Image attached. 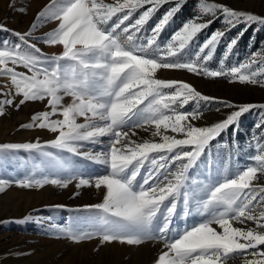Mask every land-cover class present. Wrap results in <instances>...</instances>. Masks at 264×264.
Masks as SVG:
<instances>
[{"label":"snow or ice","instance_id":"obj_1","mask_svg":"<svg viewBox=\"0 0 264 264\" xmlns=\"http://www.w3.org/2000/svg\"><path fill=\"white\" fill-rule=\"evenodd\" d=\"M168 3L175 6L150 34L145 33V25ZM184 3L49 0L27 31L0 25V32L11 31L16 38L0 40V78L10 81L7 91L0 90V116L6 107L19 109L27 102L46 101V110L33 114L20 127L47 130L54 136L44 143L0 144V151L23 149L42 158L40 167L27 176L0 179V193L12 184L25 189L49 184L67 188L75 181L77 190L94 187L103 196L99 203L70 209L87 213L83 220L50 225L61 238L74 243L98 239L101 246L156 241L164 250L154 264H229L237 257H242L241 264H264V183L259 182L264 177V143L257 141L256 154L245 166L233 168L224 161L222 169L205 180L192 175L201 167L211 142L235 126L243 113L264 109V104L237 106L204 95L187 82L157 78L160 69L186 70L205 78L264 86V46L244 62L229 63L238 43L233 38L219 66L212 68L216 49L226 35L217 30L190 55L192 43L212 23L200 22L204 16L221 12L232 27L238 23L264 26V16L199 0L198 15L162 43V32ZM49 22L56 27L34 35ZM37 42L60 46L62 51L48 56ZM64 97H71V102L64 104ZM213 102L236 110L221 121L196 126L194 121L202 119L203 109ZM257 127H264V122ZM151 129V138L133 139L136 130ZM105 137L106 150L81 151L85 143L102 144ZM76 157L102 165L105 173H79ZM78 195V191L73 193ZM192 216L200 219L189 225ZM34 219L28 214L16 222ZM249 222L254 226L249 227Z\"/></svg>","mask_w":264,"mask_h":264},{"label":"rangeland","instance_id":"obj_2","mask_svg":"<svg viewBox=\"0 0 264 264\" xmlns=\"http://www.w3.org/2000/svg\"><path fill=\"white\" fill-rule=\"evenodd\" d=\"M106 2H114V0H106ZM209 2L264 16V0H209ZM48 3L49 0H0V25H4L12 31L25 32L36 18V14ZM10 4H14V7H10ZM198 5L199 0H185L180 10L162 32L160 36L162 43L167 42L185 22L198 15ZM174 6V3L161 6L145 25V33L150 34L151 28L169 8ZM138 14L139 12L136 15L138 16ZM185 14L188 15L185 16ZM206 20H212V23L192 43L190 55L194 56L199 46L213 32L226 31V35L216 49L214 60L210 64L212 68L219 66V60L223 57L226 45L233 38H238V43L229 63L244 62L251 53L259 52L264 46V26L262 25L238 23L232 27L225 23L221 12H217L215 16L206 15L200 22ZM55 27V22L43 24L35 31L34 35L41 36ZM0 40L15 41L16 38L12 36L11 31L0 32ZM37 46L48 56L59 54L62 51L60 46H48L42 42H37ZM17 70L26 71L23 68ZM157 78L187 82L204 95L237 106L264 104V86L260 84L241 85L240 83H230L226 78H205L186 70L170 69L158 70ZM6 84L10 87V81L0 78V90L7 91ZM70 102L71 97H64V104ZM201 103L203 104V102ZM44 110H46V101L27 102L19 109L6 107L5 114L0 116V144L37 141L44 143L53 139V134L47 130L20 127L22 124L30 122L33 114ZM187 110H191V104L187 106ZM234 110L236 109L213 102L203 109V118L194 121V123L196 126H207L225 119ZM79 122H82V119ZM262 122H264V109L254 108L243 113L235 126L225 130L220 137L211 142L210 149L202 157L201 167L193 171V178L205 180L210 174L215 175L217 168L222 169L224 161H228L233 168L247 165L250 162L249 158L256 154L257 141L264 143V140H260V137L264 136V127H257ZM152 130L154 129L147 132L136 130L137 136L133 139H149ZM107 144L108 138L105 137L102 144L85 143L81 151L94 154L106 150ZM41 159L38 153L23 149L0 151V179L19 180L40 167ZM75 160L78 172L85 176L105 173L100 164L82 157H76ZM209 162L213 164L211 170ZM259 182L264 183V177H261ZM75 183L73 181L67 188L49 184L41 189H25L12 184L3 193H0V264H154L159 253L164 250L163 244L156 241L145 242L140 246L119 243L101 246L98 239L74 243L59 237L50 230L52 224L66 225L76 218L83 220L88 215L85 212H75L70 209L85 204L99 203L102 200V191L94 187H82L77 190ZM77 191L79 195L74 197L73 193ZM55 205H65L66 207L56 209L53 207ZM28 214H32L35 219L27 223L16 222ZM199 219L198 216H192L189 218L188 224L199 222ZM179 222L182 226L183 221ZM248 226L254 225L249 222ZM241 260L242 257H237L229 261V264H241Z\"/></svg>","mask_w":264,"mask_h":264},{"label":"trees","instance_id":"obj_3","mask_svg":"<svg viewBox=\"0 0 264 264\" xmlns=\"http://www.w3.org/2000/svg\"><path fill=\"white\" fill-rule=\"evenodd\" d=\"M183 11H185V10H183ZM186 15H188V14H185V16H186Z\"/></svg>","mask_w":264,"mask_h":264},{"label":"bare ground","instance_id":"obj_4","mask_svg":"<svg viewBox=\"0 0 264 264\" xmlns=\"http://www.w3.org/2000/svg\"><path fill=\"white\" fill-rule=\"evenodd\" d=\"M4 135V134H3ZM140 252V251H139Z\"/></svg>","mask_w":264,"mask_h":264}]
</instances>
